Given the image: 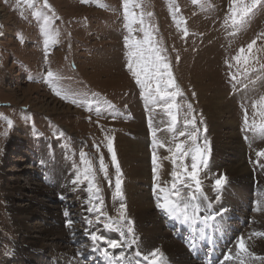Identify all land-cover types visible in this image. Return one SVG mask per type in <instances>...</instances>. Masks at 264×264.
Instances as JSON below:
<instances>
[{
  "label": "rangeland",
  "instance_id": "1",
  "mask_svg": "<svg viewBox=\"0 0 264 264\" xmlns=\"http://www.w3.org/2000/svg\"><path fill=\"white\" fill-rule=\"evenodd\" d=\"M42 2L34 0L35 7L28 8L24 0H20L19 5L17 0H0V264H22L23 261L52 264L61 259L67 260L70 256L81 264H104L98 259L101 251L98 250L101 253L98 255L90 249L92 242L83 231L89 228L84 217L94 218L95 215L86 211L91 206L85 202L90 195L86 191L87 184L72 183L76 174L85 167L80 152L87 153L96 169L95 182L101 189L99 195L103 201V211L117 219L120 204L127 205L123 192L127 178L116 148L118 140L126 137L132 127L146 129L150 140L149 165L151 169L154 167L153 151L157 154L159 165L156 174H152L150 189L154 192V186L160 179L170 186L173 167L170 159L166 158L170 156L166 148L154 149L152 129H156L157 139L165 142L166 146L173 133L168 131L167 115L162 109L154 111L151 105L146 104L127 69L129 49L125 38L129 32L123 14V0H48L55 16L42 8ZM136 2L141 4V8L131 10L137 14L144 13L145 24L152 26L160 46L166 49L162 54L170 62L173 75L183 92V96L177 97L180 105L177 131L184 130L183 121L189 115L187 105L191 104L190 115L196 118L199 129L197 144L203 147L205 140L209 142L207 167H201L199 172L209 203L205 206L217 207L215 215L221 223L228 205H240L237 198L241 192L246 193L242 196H249L246 200L248 221H244L243 225L247 224L251 233H264V158H259V164L256 163V152L264 150V135L245 131L243 124L244 108L248 109L250 123L253 120L260 123V118L253 115L251 102L264 95V71L258 70L244 76L242 69L231 59L241 47L246 48L264 32V0L244 24L235 28L230 22L226 24L232 0ZM37 9L52 16L54 21L50 26L53 41L47 47V59L45 37L40 32L42 21H37L32 15ZM149 12L151 16L147 15ZM185 27L188 31L186 37L182 31ZM132 28V35L142 39L140 26L133 24ZM261 47H264V43L258 40L257 48ZM256 54L264 62V52ZM226 62H231L233 67L229 69ZM48 71L57 77L51 85L45 82ZM232 74L237 75V80L230 79ZM54 88L67 94L68 100L55 95ZM214 91L233 100L237 141L242 146V158L251 174L250 182L231 177L232 174L227 171L228 161L232 158L230 155L214 156L216 143L213 127L203 108ZM42 99L53 100L68 113L54 111L52 106L43 104ZM72 99L91 100L92 111H88L86 105L78 107L72 104ZM96 107L101 108L99 114L95 111ZM9 120L12 121L11 128L7 124ZM150 120L152 128L149 127ZM187 131H192L191 127ZM105 136L114 138L113 146L122 174V200L115 195L116 167L107 150ZM178 139L186 140L187 137ZM101 156L107 175L99 171ZM185 163L190 165V157ZM154 175H158L159 180L154 179ZM220 177L226 180L217 189L215 180ZM17 186L24 190L37 187L51 193L52 198H44L43 203L58 211L60 226L66 228V234L69 233L68 244L63 246L42 241L32 229L28 236L17 233L13 218L18 216V207L25 205L22 191L20 193L15 189ZM93 202L100 203L99 200ZM65 211L69 216L64 215ZM126 215L133 221L135 232L134 218L127 207ZM159 216L163 223L169 220L161 212ZM230 219L226 222H231ZM68 220L73 221L71 227L67 226ZM25 223L29 227L43 225L37 217L26 219ZM93 230H99V234L111 239L119 238L116 231L105 230L102 224H96ZM250 232L246 234L247 237L251 235ZM128 237L126 234L125 238ZM224 240L227 242V238ZM257 243H264V236H253L247 240L253 253L258 248ZM226 245L221 249H225ZM113 251L119 253L121 249H109L110 253ZM56 254L65 255L54 258ZM255 256L257 259L249 260L247 264H264L263 254L256 253ZM225 262L238 264L236 259L221 260L222 264ZM62 263L68 264L67 261Z\"/></svg>",
  "mask_w": 264,
  "mask_h": 264
},
{
  "label": "snow or ice",
  "instance_id": "2",
  "mask_svg": "<svg viewBox=\"0 0 264 264\" xmlns=\"http://www.w3.org/2000/svg\"><path fill=\"white\" fill-rule=\"evenodd\" d=\"M18 5L20 0H17ZM86 2V0H82ZM199 0H193V3H198ZM24 3L28 8L35 7L34 0H24ZM261 4V0H232L231 8L226 24L230 22L233 28L242 25L246 22L247 18L254 14V9ZM103 7V5H99ZM42 8L52 12V16L55 13L48 0H43ZM132 8H141V4L136 0H123V14L126 21V27L128 28L129 36L125 38L126 47L128 51L127 69L134 79L135 84L140 88L141 96L146 104L151 105L153 110L162 109V111L169 118L168 131L173 133L172 139L166 146L165 142L157 139L156 129H152L153 147L154 149L166 148V151L170 153L167 159H170L173 170L171 171L170 186L166 182L165 184H155L154 193L157 194L156 206L168 219L176 221L180 225L188 224L193 215L199 214L201 208V201L206 200L202 181L199 178V172L201 167L206 168L208 163V155L210 153V145L207 140L204 141L203 147L197 144L199 129L196 127L197 121L194 116H191L192 105L188 104L187 109L189 115H187L183 121L184 130L177 131L176 125L180 122L179 110L180 105L177 103V97L183 96V92L179 88L176 78L172 72V66L168 59L162 54L166 49L160 46L157 41L154 31L151 25L145 24L144 13L137 14L132 11ZM175 11H179L178 8ZM37 21H42L40 24V32L45 37V58L47 59V47L50 42L53 41V36L50 33V26L54 23L52 16H48L40 9H37L32 13ZM151 16L152 13H147ZM58 19V17H57ZM175 19V17H174ZM183 23L186 24V21ZM133 24L140 26L139 31L142 32V39H137L132 35ZM183 35H188L187 28L183 30ZM235 34V33H233ZM260 40L264 43V32H261L256 39H253L247 47H241L238 54L231 59L235 62V65L242 69L244 76H249L250 73L256 71H264V62H262L260 56L256 53L264 52V47L257 48V41ZM21 42L22 39H21ZM255 50V53H254ZM178 59V57H177ZM228 68L231 69L233 64L226 62ZM258 66V67H257ZM57 79L52 71L47 72L45 82L50 85ZM232 81L237 80V75H230ZM54 94L59 96L63 100H68L67 94H62L61 91L53 89ZM71 103L76 106L86 105L88 111H92L93 102L91 100H78L72 99ZM97 104L100 101H96ZM111 107V105H109ZM251 108L253 110L254 117L260 118V123L253 120L249 121L248 109L244 108V130L258 132L264 135V95L251 102ZM97 114L101 112L100 107H96ZM202 123V121H201ZM8 127H12V121H7ZM149 127L152 128L151 120L149 121ZM191 127L192 131H187ZM206 130V129H205ZM179 137H187L186 140H179ZM106 147L111 154L112 164L116 167L115 178V195L118 199L122 200V174L119 170V164L117 162L115 149L113 146V137L105 136ZM258 157L256 163L259 164V158H264V150L256 152ZM190 157V165L185 161ZM81 162L85 165L82 172L76 174L72 183L84 184L86 182V191L90 194L85 201L91 206L86 209L87 212L95 214L94 218L84 217V222L89 226L85 230V235L91 240L93 250L101 251L103 257L108 261V264H160L163 259V253L159 249L151 250L148 253L135 252L134 257L129 256L123 250L117 254H112L109 249H123L125 246L123 243L126 234L134 237L133 221L126 215V206L121 203L119 211L117 213V219H113L108 216L102 209V198L99 193L101 189L98 187L96 181V169L93 167L92 161L88 159L87 153L80 152ZM153 173L156 174L157 168V154L153 151L152 154ZM99 171L107 175V168L104 164V159L101 156L99 158ZM154 179L159 180L158 175H154ZM226 178L220 177L215 180V187L219 189L224 183ZM94 200H99L100 203H94ZM192 213L193 215H190ZM64 215L67 217L69 213L65 211ZM103 217V220H101ZM215 215L209 214L203 216V221L207 224L208 221H214ZM67 226L71 227L73 221L68 220ZM96 224H102L103 228L108 231H116L119 234L118 239H111L107 236L99 234V230L95 229ZM253 236H264V233L253 232L250 236L245 238L240 236L236 240L235 255L230 251L224 256L225 261H231L236 259L238 264H247L249 260H255L257 257L250 250L247 240H250ZM202 238V237H201ZM197 236L194 233L192 238L188 240V244L191 248H195ZM135 243V240L132 241ZM104 245V247H101Z\"/></svg>",
  "mask_w": 264,
  "mask_h": 264
},
{
  "label": "bare ground",
  "instance_id": "3",
  "mask_svg": "<svg viewBox=\"0 0 264 264\" xmlns=\"http://www.w3.org/2000/svg\"><path fill=\"white\" fill-rule=\"evenodd\" d=\"M232 101L233 100H228L227 95L220 96L219 92L214 91L213 95L207 98V102L203 105V108L207 112L210 124L213 127L214 142L216 143L214 144L216 145L214 148L215 158H218L220 155H230L232 158L230 159L229 157L230 160L228 162L230 163L227 166V171L232 174L231 177L237 180L238 178L242 179L244 182H250L251 174L245 166V161H243L242 158V152L240 150V148L242 149V146L239 141H237L235 128L236 122L234 121V115L232 114ZM41 102L46 106H52L54 111H59L61 114L68 113V110L63 106L56 104L53 100L42 99ZM44 109L47 110V108ZM145 131L139 127H132L130 133L126 137L119 139L116 145L119 153V160L125 171V177L127 178L123 187L124 200L126 201L128 211L134 218L135 226L134 237L129 236L128 238H124L123 242L125 246L121 250L129 256L134 257V254L137 251L143 254L154 249H159L160 252L163 253V259L160 264H204L201 259H193L188 249V240L191 239L192 235L195 233L198 239L204 237V234L209 235L208 237L213 239V250L217 248V243L214 241V239H217V235L222 239L227 238V242L224 240V245H226V243L227 245L225 246V249H222L221 255H226L230 251L234 255L237 238L242 236L244 232V237L250 232L249 229H247L249 226H247V224L246 226L243 225L244 221H248L246 200L249 196L246 195V197H244L242 195H245L246 193L243 194V192H241V195H239L240 197L237 198L240 205H228L229 207L225 209V219L221 223L217 221V216L215 215L217 207H206V200L200 202L201 208L199 214L193 215L190 213V215H193V218L188 224L180 225L171 219L163 223L159 219L161 211L156 206L157 194L150 189V187H152V174L154 173L153 168L151 169L149 165L148 145L150 140ZM163 165H165V161ZM159 181V184H165L164 179H160ZM15 189L20 193L22 191L24 197L22 199L25 201L24 206L18 207V216L13 218L14 224L17 226V233L22 236H28L32 229L34 230L33 233L37 234L38 239L42 241L48 243H60V245L63 246L68 244L70 241L69 233L66 234V228L60 226L59 223L61 218L58 215V211L56 208L50 209L47 206H44V198H52L51 193L48 191L44 192L37 187L24 190L17 186ZM232 196L234 195L232 194ZM36 197H39L40 199H36ZM209 214L215 215L216 219L214 221H208L207 224H205L203 216ZM33 217L39 218L43 222V225L33 227L26 225L25 220L29 218L33 219ZM229 218H231V222H226ZM57 226L60 227L58 228ZM242 227L244 228L241 230ZM83 231L85 233V230ZM133 239L135 240V243L132 242ZM257 245L258 248L254 249V251L258 255H264V243H257ZM90 249L94 251L93 246ZM195 249L199 251V254L203 251L197 243ZM94 252L101 255L98 250ZM255 252L254 254L256 255ZM111 253L117 254L118 252L113 251ZM97 254L95 255L97 256ZM62 255L65 254H56L53 257L56 258V256ZM221 255L214 264H222ZM98 259L104 264H108V261H106L103 255ZM75 260L74 256H72V258L70 256L67 260L61 259L59 262L52 264H63L62 261H67L68 264H81ZM26 263L24 261L22 262V264ZM27 264L31 263L28 262ZM142 264H144L143 261Z\"/></svg>",
  "mask_w": 264,
  "mask_h": 264
}]
</instances>
